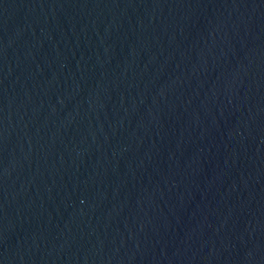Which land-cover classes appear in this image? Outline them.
<instances>
[{
  "label": "water",
  "instance_id": "95a60500",
  "mask_svg": "<svg viewBox=\"0 0 264 264\" xmlns=\"http://www.w3.org/2000/svg\"><path fill=\"white\" fill-rule=\"evenodd\" d=\"M166 0H0V264H128Z\"/></svg>",
  "mask_w": 264,
  "mask_h": 264
}]
</instances>
